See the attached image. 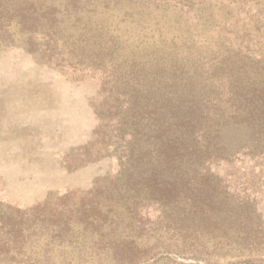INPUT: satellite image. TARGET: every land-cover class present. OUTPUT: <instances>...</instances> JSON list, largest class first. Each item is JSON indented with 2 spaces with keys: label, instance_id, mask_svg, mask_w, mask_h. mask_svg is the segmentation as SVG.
Segmentation results:
<instances>
[{
  "label": "rangeland",
  "instance_id": "1",
  "mask_svg": "<svg viewBox=\"0 0 264 264\" xmlns=\"http://www.w3.org/2000/svg\"><path fill=\"white\" fill-rule=\"evenodd\" d=\"M82 2L53 39L0 43V264H264V21L243 0ZM155 134L189 147L152 154ZM87 206L115 220L80 233Z\"/></svg>",
  "mask_w": 264,
  "mask_h": 264
},
{
  "label": "trees",
  "instance_id": "2",
  "mask_svg": "<svg viewBox=\"0 0 264 264\" xmlns=\"http://www.w3.org/2000/svg\"><path fill=\"white\" fill-rule=\"evenodd\" d=\"M80 1L81 0H0V43L10 41V45H13L17 39H21V37H24L25 35V38L41 36L42 38H46L48 40L53 39V37L56 36L53 33V24L60 23L57 22V20H62V18L55 17L53 13L62 14L66 18L67 16L74 15L78 7H80ZM92 1L94 0H84V2L82 3L90 4ZM228 1L230 2L231 0ZM243 1L244 4L242 5L246 6V9H248L249 11H251V9L256 11L254 12V14L256 15L257 20L264 21V0H250V2L249 0ZM54 2L56 3V6L53 5ZM248 3L250 5L247 6ZM90 11L92 10H86V13H84L83 11V14L92 23L93 17L90 16H92L94 12L89 16L87 14ZM42 27L44 28L43 31L41 30ZM175 108L178 109V107ZM183 112L184 111L180 110L179 108L177 115H182ZM260 112L261 111H257L255 109L250 111L249 113L250 118L255 121L254 125L257 123L256 126L251 124V127H253L254 129L253 134H255L256 132L259 134L258 131H262L264 128L263 122H261L259 119V117H261ZM161 135L162 134H155L153 136L154 142L147 143L148 152H151L152 154H159L166 158L169 153H180L179 151L183 150L185 146L187 147V149L189 147V143L184 142V139L172 140L170 139V137L166 136V138L162 140ZM202 143L206 144V142L200 141L197 144L198 148H200ZM207 145L209 144L207 143ZM205 148H208V151H210V153L214 151L209 148V146L204 147L203 149ZM161 170L164 171L165 168H161ZM156 174V171H152L150 176L145 177L139 183H134L135 185L140 186L141 189H145V191L148 190L146 192V202L144 203H153L151 199L152 196H157L156 193L161 191L164 195L168 190L167 184L163 183L164 176H158ZM213 186L217 192L221 193V189L219 188L218 184H213ZM201 196L202 194H199L200 201H206L209 197L204 195L201 200ZM211 196L209 198H211ZM133 197L134 199L137 197L136 193H128L127 191L120 190V192L117 193V197H115L117 198L116 203L119 206L117 212L126 211V215H128V212L132 211V208L129 207L128 202L133 201ZM159 197L163 196L160 194ZM117 212L115 211V214H117ZM68 213H71V211L66 213L67 216L70 215ZM115 214L108 210L102 211L101 209H98L96 213H93L91 207L87 206L86 209L73 213V216L71 218H75V220L73 219V222L75 225L77 224V226L80 227L79 231L80 233H82L89 228H92L90 230L95 231L105 225H111L112 220H115ZM20 216H22V213H20L19 211H15L14 216L11 218L16 220ZM67 216L65 218H67ZM18 220L21 221V219ZM73 228L74 226L70 227L71 230H73ZM253 243L256 244L258 242L254 241Z\"/></svg>",
  "mask_w": 264,
  "mask_h": 264
}]
</instances>
